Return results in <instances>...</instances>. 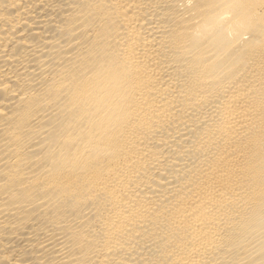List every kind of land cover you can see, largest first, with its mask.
<instances>
[{
  "label": "bare ground",
  "instance_id": "1",
  "mask_svg": "<svg viewBox=\"0 0 264 264\" xmlns=\"http://www.w3.org/2000/svg\"><path fill=\"white\" fill-rule=\"evenodd\" d=\"M0 264H264V0H0Z\"/></svg>",
  "mask_w": 264,
  "mask_h": 264
}]
</instances>
